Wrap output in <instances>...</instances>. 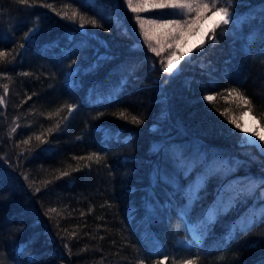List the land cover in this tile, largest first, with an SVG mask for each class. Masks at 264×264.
<instances>
[{"label":"trees","instance_id":"16d2710c","mask_svg":"<svg viewBox=\"0 0 264 264\" xmlns=\"http://www.w3.org/2000/svg\"><path fill=\"white\" fill-rule=\"evenodd\" d=\"M30 3L0 0V50L11 61L0 63L5 264H264V199L249 187L264 176V155L221 115L231 109L242 124L246 109L224 98L238 88L264 127V0H234L236 23L215 27V40L210 31L172 75L123 0ZM65 5L103 27L61 19L53 8ZM92 153L99 163L73 159ZM253 215L251 230L229 236Z\"/></svg>","mask_w":264,"mask_h":264},{"label":"snow or ice","instance_id":"6c2138e0","mask_svg":"<svg viewBox=\"0 0 264 264\" xmlns=\"http://www.w3.org/2000/svg\"><path fill=\"white\" fill-rule=\"evenodd\" d=\"M126 5V10L130 11L134 14L133 19L139 27V35L143 37V42L147 45L148 50L155 53L156 56H160L162 51L166 49H172L169 56L167 57V61L161 60L160 63L163 66V72L172 75L175 70L176 63L183 59L185 55L182 52H178L177 45L181 41V37L185 34V32L191 30L192 26L197 22H203L204 20L211 19L212 16L219 14L221 16V21L217 22L216 27H220L221 24L229 25L236 23L237 14L234 12H230V8L233 7L234 0H225L224 4L220 3V0H123ZM18 3L23 6H34L30 3V0H18ZM86 4L95 5L96 0H85ZM44 6V5H41ZM51 7V5H47ZM154 9H170L171 12H161L155 17H143L141 13H145ZM53 11L56 12L57 16H60L61 19L67 20L73 24H78L80 29H84L86 25H91L93 28L103 27L102 24L98 22V20L94 17L88 16L86 13H81L78 8H74L71 5H65L63 12L56 11L53 8ZM116 23L120 24L119 18H116ZM36 29L32 28L29 32L24 34V39L27 40L31 32H34ZM164 30V31H161ZM264 36V34H262ZM210 39L215 40V28L211 30ZM19 47L21 49L24 48V44L20 43ZM19 55V53H17ZM9 53L4 50H0V63L8 62L7 58ZM15 60V57H13ZM74 63V62H73ZM22 75H28L27 73H23ZM4 93L8 92V85H4ZM226 96L225 100L228 98H234L238 101V108H245L247 113H252L254 111V107L252 105V101L250 98L244 95L238 88H230L225 90ZM217 95H223L222 93ZM31 99V97H29ZM204 100L209 103H213L216 100V95H205ZM0 103H3V99L0 98ZM68 110V115L70 116L73 111H75L74 105H66ZM60 109L59 111H62ZM219 110V109H218ZM59 111L56 115H59ZM231 109H225L221 112V115L225 116L230 124H232L236 129H239L240 132H244V127L242 126L240 120L236 118L235 115H230ZM245 112H240L241 118ZM103 115V113H101ZM120 119L127 120L128 115L125 112H120L117 114ZM256 116H253V119H256ZM264 119V116L260 117ZM131 120L133 123H140L137 117L132 116ZM19 125H17L18 127ZM57 129L59 128V124L55 126ZM11 131L14 133L16 128L13 127ZM51 131V129H49ZM259 137V140L252 139V137ZM29 140L23 141L24 144L30 143ZM240 139L248 144H258L261 148H264V144H259V141H264V136H260L259 131L252 133L251 135L245 134L241 136ZM36 140L41 141L42 143H47L46 140L42 139V135L36 136ZM76 160H84L93 161L99 163L102 159L100 155L97 153H92L87 157H73ZM86 167L88 165H85ZM75 171H79V167L74 169ZM69 171H63L60 173L61 176H68ZM27 178V177H25ZM250 190L252 195H256L259 193L261 199H264V176L260 178H254L250 182ZM39 191V189H37ZM49 212H56V209H49ZM260 222L264 223V206L258 209ZM216 212L213 210H209L205 223H210L213 221ZM183 218V217H182ZM257 217L253 215L252 220L245 222V224L235 231H230L229 236H234L236 234H241L244 231L251 230V227L254 226ZM67 247V246H66ZM168 259L167 255H164V261ZM198 259V258H197ZM0 264H5V257L0 253ZM28 264H35L34 261H29ZM139 264H145L143 258L140 259ZM156 264H163V261H157ZM173 264H175V259L173 260ZM182 264H197L196 259L189 258L182 262Z\"/></svg>","mask_w":264,"mask_h":264},{"label":"bare ground","instance_id":"6f19581e","mask_svg":"<svg viewBox=\"0 0 264 264\" xmlns=\"http://www.w3.org/2000/svg\"><path fill=\"white\" fill-rule=\"evenodd\" d=\"M220 18L221 16L217 14L215 16H212L211 19L203 21L198 31L189 39L188 43L186 44V53L192 52L199 44H201L205 40L209 32L214 28L215 24L220 20ZM244 129L246 134L248 135L259 131L260 136H264V129L257 119H253V115L251 114H247L244 117ZM252 139L259 140V137L253 136ZM259 144H264V141H259ZM254 145H256L264 152V148H261L258 144Z\"/></svg>","mask_w":264,"mask_h":264},{"label":"rangeland","instance_id":"374dc122","mask_svg":"<svg viewBox=\"0 0 264 264\" xmlns=\"http://www.w3.org/2000/svg\"><path fill=\"white\" fill-rule=\"evenodd\" d=\"M220 3L221 4H224L225 3V1L224 0H220ZM155 10H160V9H155ZM168 10V12H171L172 10H170V9H167ZM165 13H167L166 11H165ZM219 21H221V18H220V20ZM218 21V22H219ZM203 22H197L195 25H193L192 26V28H191V30H189V31H187V32H185V34L181 37V41L178 43V45H177V48H178V52H182V53H184V54H187V55H189V54H191L194 50H196V49H194L192 52H190V53H186V51H185V47H186V44L188 43V41H189V39L198 31V29H199V27L201 26V24H202ZM217 24V23H216ZM216 24H215V26H214V28L216 27ZM213 28V29H214ZM161 31H164V30H161ZM172 51V49H166L165 51H162L161 53H162V56H166V60H167V57L169 56V54H170V52ZM179 62V61H178ZM178 62L176 63V65H175V69H176V67H177V65H178ZM174 72H176V71H174ZM247 114H250V113H245V115L243 116V119H242V126L244 127V117L247 115ZM252 115V114H251ZM263 129H264V127H262ZM246 134V132H245V129H244V132H243V135H245ZM246 144H248V143H246ZM249 145H253V146H255L263 155H264V152L260 149V148H258L256 145H254V144H249ZM226 205V207L229 205L228 203H226L225 204ZM190 228H193L192 227V225H190L189 226Z\"/></svg>","mask_w":264,"mask_h":264},{"label":"water","instance_id":"95a60500","mask_svg":"<svg viewBox=\"0 0 264 264\" xmlns=\"http://www.w3.org/2000/svg\"><path fill=\"white\" fill-rule=\"evenodd\" d=\"M208 36V35H207ZM206 39H207V37L205 38V40L201 43V44H199L196 48H198L199 46H201L205 41H206ZM195 48V49H196Z\"/></svg>","mask_w":264,"mask_h":264}]
</instances>
